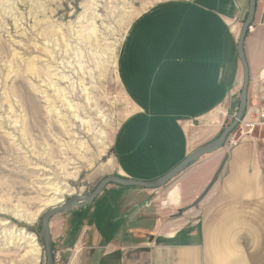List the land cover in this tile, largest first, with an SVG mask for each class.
I'll return each instance as SVG.
<instances>
[{"label": "crops", "instance_id": "0c3cea01", "mask_svg": "<svg viewBox=\"0 0 264 264\" xmlns=\"http://www.w3.org/2000/svg\"><path fill=\"white\" fill-rule=\"evenodd\" d=\"M248 8L249 0H164L133 20L116 61L130 104L115 138L118 176L155 180L219 136L240 101L237 42ZM252 25L246 107L257 114L264 0ZM174 186L177 203L172 189L158 207L160 190L106 185L92 202L98 224L84 229L65 264H264V133L205 154Z\"/></svg>", "mask_w": 264, "mask_h": 264}, {"label": "rangeland", "instance_id": "374dc122", "mask_svg": "<svg viewBox=\"0 0 264 264\" xmlns=\"http://www.w3.org/2000/svg\"><path fill=\"white\" fill-rule=\"evenodd\" d=\"M161 1L0 0V264H46L45 212L117 175L115 138L130 109L117 55L133 20ZM243 119L258 115L246 107ZM241 121L236 144L264 133L240 136ZM178 174L153 189L158 207ZM98 215L96 201L51 217L52 264L75 256Z\"/></svg>", "mask_w": 264, "mask_h": 264}, {"label": "water", "instance_id": "95a60500", "mask_svg": "<svg viewBox=\"0 0 264 264\" xmlns=\"http://www.w3.org/2000/svg\"><path fill=\"white\" fill-rule=\"evenodd\" d=\"M256 1L257 0H249L248 15L242 26L239 39L237 42L238 55L243 69V84H242L239 105L233 117L232 122L220 132L219 136L216 139L207 142L202 146H200L199 148H197L196 150H194L187 157H185L179 164H177L174 168H172L169 172H167L165 175H163L160 178L151 181H142V180L130 179L118 175L106 176L100 181L99 185L92 193L88 195L77 194L75 196L68 198L65 201L63 200V202L60 203L59 205L52 206L50 209H48L45 212L41 222L45 236L44 247H45V255H46V264H52V260H53L52 250H51V235L49 231V221L53 215L62 211L70 210L72 208L83 207L85 205L92 203L95 200V198L103 191L104 187L108 184H117L121 186H137L146 189H156L162 186L163 184L167 183L171 178H173L176 174H178L183 168H185L190 163L198 160L200 157L204 156L205 154L216 151L224 146L228 135L236 128V126L242 120L246 109V96L249 85V68H248L247 59L244 54V41L246 34L248 32V27L253 22Z\"/></svg>", "mask_w": 264, "mask_h": 264}, {"label": "built area", "instance_id": "2783aa9c", "mask_svg": "<svg viewBox=\"0 0 264 264\" xmlns=\"http://www.w3.org/2000/svg\"><path fill=\"white\" fill-rule=\"evenodd\" d=\"M252 29H253V25H250L248 27V31H251ZM257 115H258V120L256 121L246 120V119H243L241 121L240 129H239L240 136L249 134L250 131H252V129H254L258 125H264V109L259 111ZM238 138L241 137L237 136V133H230L226 139V142H228L229 145H234L238 141Z\"/></svg>", "mask_w": 264, "mask_h": 264}, {"label": "bare ground", "instance_id": "6f19581e", "mask_svg": "<svg viewBox=\"0 0 264 264\" xmlns=\"http://www.w3.org/2000/svg\"><path fill=\"white\" fill-rule=\"evenodd\" d=\"M177 197H178V195H177V189L175 188V189H173V190L171 191V193H170V198H171V200H169V201H170V202H176ZM166 202H167V200L164 201L163 204L165 205ZM61 203H62V202H61Z\"/></svg>", "mask_w": 264, "mask_h": 264}]
</instances>
